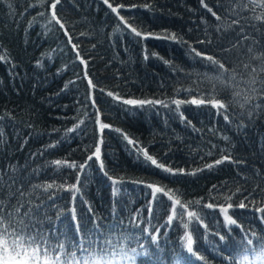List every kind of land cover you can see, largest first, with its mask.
<instances>
[{"label":"trees","instance_id":"16d2710c","mask_svg":"<svg viewBox=\"0 0 264 264\" xmlns=\"http://www.w3.org/2000/svg\"><path fill=\"white\" fill-rule=\"evenodd\" d=\"M51 2L0 0V57L4 58L0 60V201L6 205L4 211L22 205L23 216L31 209L32 217L43 221L35 227L47 232L52 243L64 241L81 260L95 254L113 264H205L187 252L188 231L195 240L194 253L204 256L207 264H241L245 255L254 257L247 239L253 240L256 252L264 243V221L259 219L264 214L255 212V207L264 206V73L255 75L258 92L245 81L261 63L252 56L264 51L260 0H109L113 7L125 6L118 9L119 16L104 0H60L55 12L63 28L51 21ZM241 27L250 39L232 47ZM192 48L236 69L225 78L241 93L237 103L229 102V93L216 79L217 70L196 57ZM233 75L235 81L230 79ZM214 86L216 98L229 104L228 120L225 110L217 113L208 104L187 102L210 98ZM245 96L254 97L253 104L259 100L261 110L252 116L242 114L252 107ZM129 99H158L168 107L124 103ZM175 99L186 102L177 107L172 103ZM100 124L109 127L101 131ZM97 146L99 159L93 155ZM138 148L167 167L185 173L202 171L195 175L162 172L150 166ZM225 155L230 159L215 164ZM56 160L62 165L56 166ZM69 164L77 168L70 169ZM208 164L214 166L209 169ZM77 177L75 198L58 187L47 192L33 188L48 183L71 185ZM112 179L121 183L114 186ZM149 183L181 204L173 205L163 193L153 200ZM241 200L245 208L238 207ZM208 203L214 207L207 208ZM228 203L233 205L228 214L240 227L224 220L220 209ZM170 205L177 209L171 223ZM187 211H195L203 224L193 219L185 229ZM81 236L101 243H85L87 252L74 249Z\"/></svg>","mask_w":264,"mask_h":264},{"label":"snow or ice","instance_id":"6c2138e0","mask_svg":"<svg viewBox=\"0 0 264 264\" xmlns=\"http://www.w3.org/2000/svg\"><path fill=\"white\" fill-rule=\"evenodd\" d=\"M60 2V0H54V2L50 3V8L52 9L51 12V21H55L57 24L60 25V28H63L64 25L60 23L55 9L56 5ZM105 4H108V7L112 9L113 12H115L119 16V8L125 7L123 4H119L117 7H113L112 4L109 3V0H104ZM250 3H256V0H249ZM207 8V5H204ZM260 7H264V0H260L259 3ZM209 12H212V10L209 8ZM212 15L219 20L220 17L216 15L215 12H212ZM123 17H120V20L123 21ZM264 19V18H261ZM50 21V22H51ZM235 23H239V21H236ZM130 27V26H129ZM219 31V29H218ZM131 32L135 34L137 37H141V32L137 31L136 28H131ZM145 39L148 37L145 36ZM172 39H175V34L172 35ZM250 37L246 34H244L243 27H241L238 31H236V39L233 43L232 47H236L239 43L243 42L244 40H248ZM69 40H71V37H69ZM211 43V41H208ZM200 43H204V41H200ZM253 43H257L256 41H253ZM73 48L76 47V45H72ZM249 53L253 52L252 47H249L247 49ZM191 52L195 53L196 57H200L203 62H206L211 67L215 68L219 75L216 77V79L220 80L223 84V91H227L229 93V102L232 104L237 103L236 99L237 97L241 96V93L239 91H236L235 85L230 84L228 82V78H225V74L229 73L230 71L235 73L236 69L232 68L231 70L226 67V64L224 62H221V60L216 59L213 55H205L204 53L197 51L195 48L191 49ZM77 55H79L77 53ZM3 57H0V60H3ZM252 59L259 60L261 63L259 65V68L253 67L251 70V73L249 74L250 79L248 81H245L246 83H249L252 85V91L258 92L259 89H256L254 85L257 83L255 79V75L257 74V71L260 73H264V51H262L261 55H253ZM83 62V61H82ZM86 63V62H84ZM243 67L245 69L249 68L248 64H244ZM211 79V78H209ZM231 80L235 81L236 77L233 75L230 77ZM262 84H264V81H261ZM89 85H92L91 80L88 81ZM92 87H95V85H92ZM212 94L210 95V98L204 99H196L193 98L190 101H187L194 105H204L208 104L212 108L217 110V113L220 112V110H225L224 119L228 120L227 109L229 108V104H226L222 99L216 98V88L215 86L211 90ZM108 95H112L111 92L108 93ZM254 97L245 96L244 100L247 104L251 105L252 107L246 112L242 114H246L248 116H252L254 111H259L262 108L261 103L259 100L255 104L252 103ZM185 100L181 99H175L172 101L173 104H175L177 107L183 103H185ZM124 103L129 105H145V104H151V105H157L161 104L164 107H168V104L161 100H126ZM244 104H239V107L244 108ZM182 115V114H181ZM83 123V122H81ZM109 125L107 124H100V130L103 131V129L108 128ZM71 131V130H70ZM117 131H119L117 129ZM125 139H128L126 136ZM102 142V141H101ZM128 143L135 145V142L131 139H128ZM137 151L143 156L146 162L149 163L150 166H155L156 168L160 169L162 172L176 175V174H191L195 175L196 171H202V169L194 170L191 173H185L184 169H173L171 167H167L163 163H159L152 155H150L146 149H140L138 148ZM93 155L96 156L97 159L100 157V147L97 146L95 148V152ZM92 156H88V160H91ZM229 156H223L221 159H218L215 161V164L219 165L223 163L226 160H229ZM66 163V162H65ZM54 164L56 166H61L62 161L56 160L54 161ZM70 169H76L77 165L75 164H69L67 165ZM101 168H103V162L100 164ZM214 165L208 164L206 165L207 168L211 169ZM84 165H79V170H83ZM106 174V173H105ZM79 183V179L77 177L76 183H73L71 185L66 184H60V185H54L53 183H48L46 185H34L33 188L41 187L44 189L45 192H47L49 189H52L54 187H58L60 189H64L67 191H70L73 193V198H75L74 193L79 192V188L77 187ZM121 183V181L112 179V184L115 186L117 184ZM147 187L149 189H152L150 195L153 200H156L158 193H163L164 196H167L168 201H171L173 205H180L181 201L179 199L173 200V197L168 195L167 192L163 188L156 187L154 184H147ZM215 187V186H214ZM114 193L118 191L117 188H113ZM237 192H240V189L237 188ZM23 195V194H22ZM226 199L230 200L231 197H226ZM245 199H249V197H245ZM194 203L199 204L200 201H195ZM255 200H251V205H255ZM232 204L228 203L226 207H221V211L224 213V220L227 222L229 226L231 225H237V221L232 218L228 214V209L232 208ZM20 207H23L20 205L19 207H16L12 211L5 212L4 209L6 208V205L0 201V264H113L111 260H105L103 256H98L93 254L92 259H83L81 260L77 256L76 250L69 251L68 247L66 246V243L64 241H61L57 239L56 243H52L49 235L47 232L37 229L35 227L36 223H43V221H36L32 217L31 209L25 211L23 213V216L20 214ZM148 211L151 213V204L148 206ZM171 215L167 217L168 222L171 223L172 220L177 216V209L174 206H171ZM188 207L187 204L182 206V210L179 213L180 218L182 220L184 212L183 209H186ZM207 208H213L214 205L212 203H208L206 205ZM238 207L245 208L246 205L241 200L238 203ZM255 212L259 214H264V206H257L255 207ZM187 217L188 221L186 223H183V227L185 229L189 228V223L194 219L196 221H199L201 224L203 222L200 220L199 215L195 211H187ZM72 219L75 220L74 216V210H73V216ZM259 219L261 221H264V215L259 216ZM27 221V222H26ZM240 227L239 225H237ZM95 227L98 230V225H95ZM203 227L207 228V225H203ZM255 235V233H253ZM221 241L225 240V237L221 235L220 237ZM153 241L155 242L157 237L155 235L152 236ZM184 242L187 249V252L190 254L197 255V258L201 261H204L205 264H207L206 258L202 255H198L197 253H194V244L195 240L193 238V235L190 231L185 233L184 236ZM241 243H244L243 240L240 241ZM85 243L88 244H100L101 241L99 239L97 240H85L83 236H81L79 245H73V248H78L80 251L87 252L89 251L88 248H85ZM105 244H111L110 240L103 241ZM247 245L253 246L252 251L255 254L254 257L250 258V256L245 255L241 261V264H264V243L260 245V251H255V246L253 245L252 239H247L246 241ZM103 250V249H102ZM134 260V258H132ZM225 259H231V257H225Z\"/></svg>","mask_w":264,"mask_h":264}]
</instances>
